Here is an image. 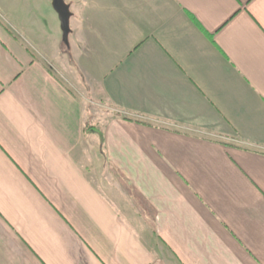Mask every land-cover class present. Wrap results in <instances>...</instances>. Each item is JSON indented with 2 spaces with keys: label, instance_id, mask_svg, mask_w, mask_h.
I'll return each instance as SVG.
<instances>
[{
  "label": "crops",
  "instance_id": "1",
  "mask_svg": "<svg viewBox=\"0 0 264 264\" xmlns=\"http://www.w3.org/2000/svg\"><path fill=\"white\" fill-rule=\"evenodd\" d=\"M68 1L0 0V264H264V0Z\"/></svg>",
  "mask_w": 264,
  "mask_h": 264
},
{
  "label": "rangeland",
  "instance_id": "2",
  "mask_svg": "<svg viewBox=\"0 0 264 264\" xmlns=\"http://www.w3.org/2000/svg\"><path fill=\"white\" fill-rule=\"evenodd\" d=\"M64 1L69 4L68 0H64ZM69 7H70V4H69ZM21 17L22 16L4 15L3 13L0 12V21L3 24H5L7 27H9V30H11L12 32H13L12 28L15 31H17L15 29L16 24H17L15 20L20 19ZM34 17L39 19V22H40L39 25H43V28L45 27L47 29L51 24L50 17L47 16V14H43V16L36 15ZM69 22L71 23L70 19H69ZM69 38H71L70 33L68 34V40H69ZM60 46L65 50V48H66L65 46H67V45H64V43L62 42ZM39 49L43 52V54L46 53L42 48H39ZM37 55L42 56L39 53ZM77 85H78V87L76 86V88H79V90H80L79 84H77ZM84 91L85 90H80L77 92H78V95H79L78 97L80 98V100L82 102H84V104H85V102L87 103V105L85 104L84 106L86 107L87 110L89 109L90 113H91L90 118L86 119V122H85L86 128H88L89 125L94 126V127H98L99 124L104 123L106 121V119L110 118L112 116V114H114V110L112 108L104 105V104H101L100 103L101 100L99 97H97L93 94H89L88 92L85 93ZM91 138L92 137L87 136L84 139L83 149L88 148L90 150L89 146L92 147V145H90V144H91V142L93 143V140ZM84 146H85V148H84ZM91 149L93 151L95 149V146L93 145V147ZM91 167L95 168V170H98V169L100 170V168H105V161L103 159L100 160V159L95 158V159H93V164L91 165ZM106 175L107 174H105V176ZM105 180H106V178H105ZM141 209L144 211L145 216L149 215L150 212L146 206L143 205V207H141Z\"/></svg>",
  "mask_w": 264,
  "mask_h": 264
},
{
  "label": "water",
  "instance_id": "3",
  "mask_svg": "<svg viewBox=\"0 0 264 264\" xmlns=\"http://www.w3.org/2000/svg\"><path fill=\"white\" fill-rule=\"evenodd\" d=\"M51 6L59 20L62 41L67 45L68 34L70 33L69 19L71 15L69 5L64 0H51Z\"/></svg>",
  "mask_w": 264,
  "mask_h": 264
}]
</instances>
